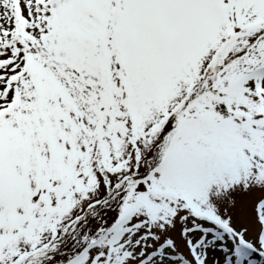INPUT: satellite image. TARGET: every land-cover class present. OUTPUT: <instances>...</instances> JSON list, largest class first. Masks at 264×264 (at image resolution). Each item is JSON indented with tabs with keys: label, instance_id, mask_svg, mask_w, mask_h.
Listing matches in <instances>:
<instances>
[{
	"label": "snow or ice",
	"instance_id": "snow-or-ice-1",
	"mask_svg": "<svg viewBox=\"0 0 264 264\" xmlns=\"http://www.w3.org/2000/svg\"><path fill=\"white\" fill-rule=\"evenodd\" d=\"M0 264H264V0H0Z\"/></svg>",
	"mask_w": 264,
	"mask_h": 264
},
{
	"label": "bare ground",
	"instance_id": "bare-ground-1",
	"mask_svg": "<svg viewBox=\"0 0 264 264\" xmlns=\"http://www.w3.org/2000/svg\"><path fill=\"white\" fill-rule=\"evenodd\" d=\"M255 258H256V259H260V257H259V255H258V254H256Z\"/></svg>",
	"mask_w": 264,
	"mask_h": 264
}]
</instances>
